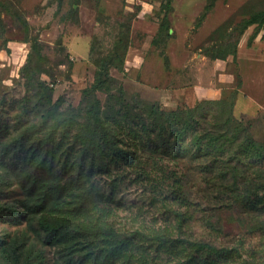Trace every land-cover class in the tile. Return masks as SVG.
Returning a JSON list of instances; mask_svg holds the SVG:
<instances>
[{
	"label": "trees",
	"instance_id": "16d2710c",
	"mask_svg": "<svg viewBox=\"0 0 264 264\" xmlns=\"http://www.w3.org/2000/svg\"><path fill=\"white\" fill-rule=\"evenodd\" d=\"M165 1L161 26L167 29L171 0ZM2 12L30 41L24 16L0 0ZM251 26L264 28V8L240 23L239 34ZM120 50L125 54L123 42L97 61L93 82L82 92L87 104L63 112L59 102L46 109L48 89L31 74L39 44L37 39L30 41L20 74L28 92L33 88L39 98L31 100L26 95L15 102L21 110L10 123H2L0 111V186L15 179L22 199L13 208L0 204V218L13 225L33 223L43 244L56 247L64 264H264L263 257H243L241 241L231 248H216L187 238L184 232L193 220L188 213L193 204L183 193L187 175L180 166L192 163L201 183L208 189L217 185L226 205L238 207L250 223V233H261L264 242V143L255 141L234 117L236 91L228 102H203L169 112L152 105L141 115L117 111L108 120L96 94L108 95L112 90L109 71L121 72L124 65L123 55L117 57ZM230 57L235 62V48ZM129 141L134 148H127ZM166 160L175 169L161 163ZM131 163L140 166L134 180L153 183L148 184L154 194L150 204L159 203L169 223L138 225L129 232L115 226L114 211L119 205L113 197L125 180L123 164ZM53 171L57 173L49 177ZM103 176L110 180L107 195L99 191ZM172 205L178 209L171 210ZM203 226L209 232L214 229L209 219H204ZM3 256L7 264H31L20 262L14 252Z\"/></svg>",
	"mask_w": 264,
	"mask_h": 264
},
{
	"label": "rangeland",
	"instance_id": "374dc122",
	"mask_svg": "<svg viewBox=\"0 0 264 264\" xmlns=\"http://www.w3.org/2000/svg\"><path fill=\"white\" fill-rule=\"evenodd\" d=\"M1 1L11 3L24 16L29 40L38 41L39 56L32 60L31 74L48 89L46 102L50 104L46 109L56 102L63 112L83 108L87 100L82 92L93 82L97 61L110 55L118 42H123L125 54L120 50L117 56L124 57L122 71H109L114 81L110 94H96L106 119L124 110L141 115L152 105L169 112L179 107L193 108L203 102H228V96L236 91L234 117L248 128L255 141L264 143V28L251 26L239 34L240 23L262 10L264 0H171L167 29L161 26L165 0ZM206 6H209L207 11ZM30 41L24 40L10 16L0 13L2 123L12 122L14 115L20 113L15 102L23 96L31 100L39 98L33 88L28 92L20 74ZM233 48L235 62L230 57ZM219 58H227L226 65L221 64L225 67L221 72L225 71L226 75L220 77L215 74L219 71L218 64L223 62ZM196 89L199 90L195 93ZM34 114L32 111L31 116ZM127 148H134L132 142L129 141ZM161 163L175 169L172 162ZM139 167L135 163L123 164L125 180L119 183L113 197L119 205L114 211L115 226L126 232L138 225L151 223L153 227L157 222L169 223L166 210L159 203L150 204L152 192L148 184L153 183L134 180ZM194 167L192 163L180 166L187 175L186 183H182L183 193L193 204L188 209L193 220L184 229L185 237L216 248H231L241 241L243 257L264 258L261 233L251 234L246 215L238 207L226 205L228 202L218 194L217 185L206 188ZM56 173L50 172L49 177ZM14 183L15 179L11 178L0 186V204L9 208L22 199ZM98 183L100 193L107 195L110 180L103 176ZM170 209L178 208L172 205ZM204 219L213 225L210 232L203 226ZM13 252L20 262L64 264L56 247L43 244L33 223L13 225L10 220L0 218V264H7L2 257Z\"/></svg>",
	"mask_w": 264,
	"mask_h": 264
},
{
	"label": "crops",
	"instance_id": "0c3cea01",
	"mask_svg": "<svg viewBox=\"0 0 264 264\" xmlns=\"http://www.w3.org/2000/svg\"><path fill=\"white\" fill-rule=\"evenodd\" d=\"M239 50H240V49H239ZM239 50H238V51H239ZM223 63H224V66H225L226 63H225L224 61L218 64V65H219V66H218L219 71H217V72L215 73L218 77L226 75V74L224 73L225 71H224V72H221V70H223V69L225 68V67H223V65H221V64H223ZM214 64H215V63H214ZM227 82H228V81H227ZM192 90H193V88H192ZM198 90H199V89H196V90H195V93L198 92ZM236 96H237V95H236ZM236 99H237V98H236ZM236 99H235V100H236Z\"/></svg>",
	"mask_w": 264,
	"mask_h": 264
}]
</instances>
